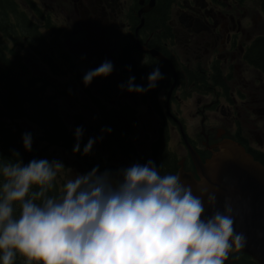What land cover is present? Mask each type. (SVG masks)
<instances>
[{"label":"clouds","instance_id":"9594fccd","mask_svg":"<svg viewBox=\"0 0 264 264\" xmlns=\"http://www.w3.org/2000/svg\"><path fill=\"white\" fill-rule=\"evenodd\" d=\"M112 72L105 60L82 82L87 87ZM164 78L157 66L146 86L129 76L118 88L144 94ZM83 135L76 127L74 154L91 153L96 140L89 138L81 150ZM21 140L30 152L32 134L22 133ZM10 151L0 156V264H16L18 256L24 264H226L247 243L234 229L227 198L217 208L216 189L205 182L194 194L180 173L161 175L151 159L115 171L95 166L61 183L62 161L25 164Z\"/></svg>","mask_w":264,"mask_h":264},{"label":"flooded vegetation","instance_id":"af4514ba","mask_svg":"<svg viewBox=\"0 0 264 264\" xmlns=\"http://www.w3.org/2000/svg\"><path fill=\"white\" fill-rule=\"evenodd\" d=\"M159 1L6 0L5 13L11 23L14 11L9 9L18 3L29 21V13L37 19L48 12L51 17L63 15L67 29L80 37L78 46L93 69L105 60L116 66L130 54L148 62L150 56L137 44L156 49L176 70L171 93L173 73L165 66L157 100L143 101L135 93L137 101H127L131 95L126 89L106 84L111 98L133 103L139 112L137 122L151 126L154 138L160 130L168 132L169 141L172 133L178 135L179 145L170 148L178 166L195 178L196 162L205 163L226 141L242 146L264 167V70L251 61L256 41L264 42V0H166L164 36L146 25ZM4 29L0 26V34ZM22 55L29 66L31 53L23 48ZM33 59L46 69L37 57ZM19 261L24 264L22 257Z\"/></svg>","mask_w":264,"mask_h":264},{"label":"trees","instance_id":"16d2710c","mask_svg":"<svg viewBox=\"0 0 264 264\" xmlns=\"http://www.w3.org/2000/svg\"><path fill=\"white\" fill-rule=\"evenodd\" d=\"M6 5V0H0V26L8 31L19 30L17 35H8L22 48L35 54L55 76L74 75L73 79L86 90L82 82L81 70L66 52L61 41L62 29L53 25L49 17L44 18L45 28L50 33L48 37L43 34L40 27L24 18L23 15L16 16V21L9 23L5 13ZM166 5V0L157 2L146 19V25H150V30L159 29L162 36L167 32L163 17L167 9ZM9 10L15 11L12 4ZM255 44L256 47L252 48L255 53L251 61L264 70V42L258 39ZM155 47L157 48V45ZM55 55L60 60L55 58ZM117 66L123 79L127 81L129 76H134V84L141 86H146V77L154 67L158 66L162 74L166 69L165 65L157 59L149 57L148 62H144L136 54L120 58ZM128 66L131 67V71L127 70ZM164 81L165 78L157 83L155 89L140 94L141 99L143 101L157 100V94L162 89ZM47 85V82L43 85L40 80L28 74V67L23 63L20 54L9 58L0 51V156L9 157L10 150H15L19 152L25 164L32 159L60 161L59 156L52 151V148H57L75 157L84 171H90L95 166H99L100 171L105 169L113 171L114 169L101 166L103 158L94 155L92 150L89 155L73 153L72 148L76 142L75 128L82 127L85 135L86 122L81 116H76L70 128L58 107V97L46 92ZM66 95L75 94L66 93ZM92 104L97 110L101 128L111 129L110 133L104 132L107 137L119 148L134 154L135 142L132 135L133 124L137 117L136 108L126 102H117V106L108 107L101 99L94 97H92ZM21 121H27L28 124H21ZM28 125H33L34 128ZM24 132H30L33 137L30 152H25L22 147L21 134ZM84 135L80 141L81 150L87 142ZM150 151L151 160L155 162L161 175L177 173L178 159L169 148V134L166 130L159 131L155 141L150 144ZM232 258L234 264H258L240 250L233 251ZM16 264H20L19 257L16 259Z\"/></svg>","mask_w":264,"mask_h":264},{"label":"rangeland","instance_id":"374dc122","mask_svg":"<svg viewBox=\"0 0 264 264\" xmlns=\"http://www.w3.org/2000/svg\"><path fill=\"white\" fill-rule=\"evenodd\" d=\"M49 5V3H48ZM151 5V4H150ZM33 8V4H30ZM22 8L18 6V3L15 5V11L11 13L10 20L12 23L16 21V16L22 15ZM46 10H49L48 8ZM30 19L34 22V16L29 13ZM49 17L51 23L55 26H59L62 29L61 41L64 47H68L70 52L73 54V59L76 61L77 65L80 67L83 75L88 70H93L92 65L90 64L87 56L83 55L84 50L81 49L79 45L80 37L75 35L74 30H68L63 20L62 16L51 17L48 13L41 14L37 18H34L37 23L42 28L43 34L48 37L49 32L45 28L44 18ZM44 24V25H43ZM5 33L0 34V51L6 57H13L20 54L22 57L23 49L18 43L9 35H17L19 34L18 29L14 30H4ZM7 33V34H6ZM9 34V35H8ZM55 58H58L55 55ZM59 60V58H58ZM30 64L28 67V74L33 76L41 81L44 85L47 82L46 92L53 96L58 97V107L62 113V116L66 120L68 126L72 128V123L74 117L81 116L86 122V132L85 138L88 140L89 138H93L96 142L93 145L92 152L94 155H99L103 158V163L101 166L106 168L114 169L113 171L130 166L132 163H145L150 157V144L155 140V133L151 126H146L144 128L139 122L136 121L134 127V142H135V153H129L117 145L107 137V135L101 132L100 122L98 120V113L92 104L91 97L95 95L100 97L104 103L111 107L115 102H118L119 99L111 98L108 91L104 90L106 84H111L113 86H117L124 82L122 79L117 65L113 66V72L107 77H96L93 81L87 86V89L84 90L81 88L79 83H75V81L71 77H55L50 70L45 69L44 67L38 65L36 61L30 57ZM59 62V61H58ZM78 86V88H77ZM81 91L77 93V91ZM65 92V93H64ZM66 93H72L75 95H66ZM131 96L127 99V101H137V96L135 93H129ZM140 112H144L145 109L140 106ZM8 120V119H7ZM6 121V120H5ZM21 124H28L27 121H21ZM33 126V125H28ZM40 134L42 132L40 131ZM43 143V142H41ZM179 145V137L175 133H172L170 138V147L176 149ZM52 151H55L56 155L59 156V160L63 162L65 168L60 173L61 183L64 179H71L76 173H85L81 163L79 161L61 151L60 149L52 148ZM195 164V163H194ZM205 164V163H202ZM201 167V166H200ZM195 168L198 170L197 165L195 164ZM179 166L178 171L179 173Z\"/></svg>","mask_w":264,"mask_h":264},{"label":"water","instance_id":"95a60500","mask_svg":"<svg viewBox=\"0 0 264 264\" xmlns=\"http://www.w3.org/2000/svg\"><path fill=\"white\" fill-rule=\"evenodd\" d=\"M142 25L143 22L140 27ZM137 46L140 51L158 59L172 70L174 82L170 94L177 81L172 63L155 49L141 48L139 44ZM196 165L200 180H194L179 170L183 182L192 186L194 194L201 186H205V182L210 190L216 189L217 208L222 206L225 198L229 200L233 207L234 229L247 240L240 251L258 264H264V167L246 154L239 145L229 141L223 144L222 151L205 164L196 162ZM211 211L212 209L206 207L208 215ZM230 255L231 253L226 264H233Z\"/></svg>","mask_w":264,"mask_h":264}]
</instances>
